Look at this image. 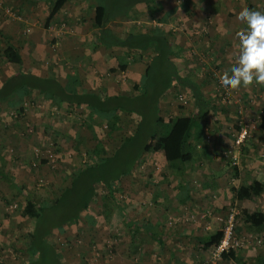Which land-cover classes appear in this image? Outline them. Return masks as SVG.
<instances>
[{
  "label": "crops",
  "instance_id": "1",
  "mask_svg": "<svg viewBox=\"0 0 264 264\" xmlns=\"http://www.w3.org/2000/svg\"><path fill=\"white\" fill-rule=\"evenodd\" d=\"M56 1L3 0L12 15L7 16L0 9V48L8 44L16 47L22 61L21 65H14L0 57V90L14 78L25 76L19 86L17 83L11 86L6 97L0 98V201L3 202L9 195L18 193L25 198L24 202L33 199V182L44 175H51L50 181L43 180L51 189L49 193H54L53 202L70 184H61L58 171L50 172L47 164L39 168L37 161L49 147L57 160L62 150L61 139L66 143L77 141L74 130L84 123V120L76 121L82 117L77 112L84 118H98L102 123L109 124L112 120L83 105L76 106L72 100L61 102L59 91L135 97L143 91L145 70L154 59V52L139 56L133 51L98 43L96 0H65L52 13ZM160 2L161 9L153 15L141 3L124 20L113 18L104 28L118 38L123 37L124 27L130 24L142 32L159 29L167 34L171 46L169 61L181 79L200 87L206 103L199 108V118L189 117L184 123L189 128L188 136L175 137L166 150L147 152L149 161L142 159L136 163L129 174V183H125L128 175L115 183V221L120 229L116 256L109 264H205L220 235L221 218L230 205L238 211L236 233L250 236L252 242L246 248L230 252L220 264H264V224L253 227L245 223L246 213H264V134L256 129L264 99L260 105L255 104L260 101L264 85L253 83L231 90L244 96L245 112L249 114L252 109L259 112L254 133L234 150L236 162L233 163L225 151L233 146L235 112L217 103L220 93L208 88L205 73L199 69L203 63L199 61V51H205L211 63L218 65L213 73L216 77L235 64L236 33L243 28L237 16L242 11H187L178 2L172 6L171 1ZM144 12L150 20L147 23L153 27H142L135 18L141 19L146 15ZM207 20L210 26L201 36L206 32L208 36L200 40L199 28L204 30ZM108 64L104 76L100 72ZM176 89L185 91L192 100L191 89L177 82L170 85L165 96ZM234 102L232 99L233 108ZM253 105L258 107L254 109ZM118 113L122 119L115 123L116 130L133 129L138 124L137 113L116 110L114 115ZM210 113L212 120L205 122L203 116ZM220 116L224 121L217 119ZM207 129L210 135L205 134ZM114 132L103 142L105 149L102 146L88 151L93 161L112 155L118 147L124 136ZM109 142L110 153L106 148ZM253 182L263 186L262 191L239 199V188ZM29 185L31 190L27 188ZM47 199L34 200L50 203ZM1 222H8L2 205Z\"/></svg>",
  "mask_w": 264,
  "mask_h": 264
},
{
  "label": "rangeland",
  "instance_id": "2",
  "mask_svg": "<svg viewBox=\"0 0 264 264\" xmlns=\"http://www.w3.org/2000/svg\"><path fill=\"white\" fill-rule=\"evenodd\" d=\"M169 1H171L170 6L178 2L182 9L186 8L187 11H243L245 9H249L248 6L251 4L253 5L252 10L264 11V0H167V3ZM141 7L144 6L142 5ZM165 8H167V6H165ZM145 13L146 12H144V14ZM140 15H142V13H140ZM146 16L147 13L146 15L141 16V19L140 17H135L140 21L142 27H145L146 25H148V27L152 26L150 25L151 23H147L150 20ZM210 23L211 22L207 20V23L204 24L205 29L202 30L201 27L199 28L200 40L204 39L201 37L208 36L206 34L207 32L203 36H201V34L204 33L207 28H209ZM201 53L204 57L201 56ZM199 56L204 59L202 60L199 58V61H203V63L200 64L199 69L205 73L204 76L208 81V88L213 92H219V86H221L220 77H216L215 74H213L214 72H217L216 68L218 65L215 66L214 61L211 63V57L206 54L205 51H199ZM116 62L117 61L114 63ZM109 65L110 64H108L107 67L103 65L102 71L100 73H102L104 76L109 70ZM201 68H203V70ZM228 91L231 95L228 96V98H224L219 94V98L217 97L219 101H217V103L226 105L230 107V109L234 110L235 115L233 122L235 124L232 133L236 131L239 121L246 120L249 122V117H253L251 118L253 120L250 121V124H253L256 127V120L258 119L259 115L258 109H252L251 113L248 114V112H245L244 96L239 92L233 94L231 90ZM98 95L100 97L105 96L101 93H98ZM261 95L262 96L258 98L260 101L255 102V104L260 105L262 103V100L264 99V91ZM232 99L235 101L234 108L232 106ZM247 101L249 102V98ZM252 107L255 109L258 106L255 107L253 105ZM77 113L82 117H77L76 121L80 120V122H82L84 120V123L82 122V124H80L82 127L79 125L74 130L77 141L74 143H66L63 141V139H61L62 150L59 152L60 155L58 156L57 160H54L52 164H50L44 158L37 161L38 164H40L38 165L39 168L41 165L47 164L50 172L52 170L58 171V177L61 178V184L64 182V185H71L75 177L81 180L82 172L80 173V171H83L87 165L93 163V160L91 159L92 155L91 153L87 154L88 151H92L97 147H104L105 145L103 142L107 139V137H109V135H111L110 133L114 132L110 131L107 121H103L102 123L98 118L94 119L90 118V116H86L84 118L81 112ZM160 114L165 120L180 119L185 120L186 122L190 120L189 117L197 119L199 116L196 114L195 108H193V101L189 98L186 92L177 89L172 91L171 95L165 96V98H163V100L160 102ZM203 117V120L206 122L208 120H212L213 116L212 113H210L208 116ZM121 119L122 115L118 113L112 117V120H110L109 123L112 124L113 122L115 125V123L120 122ZM217 119L224 121V118L221 116ZM130 128L132 129V127ZM208 130L209 129L205 131V134L208 135L209 133L210 135ZM253 130L254 129H252V131ZM115 131H117L118 136L121 135L122 137L128 134L129 129L122 128V130L118 129ZM110 145L112 144L109 142V145L106 146L107 152L109 153L112 151ZM122 152L123 151H121V153ZM144 155L145 158L143 159L148 162L149 155L147 153ZM122 156L120 155L118 158L121 159ZM117 160L118 159L115 158V160H111V163H115ZM110 169L111 168H109V170ZM115 169L116 168L114 167V170ZM129 176L130 175H128L125 179V183H129L131 181ZM43 178L50 181L51 175H49V177L44 175ZM43 178H40V180L36 179V182L34 181V185H32L34 187L29 185L27 188L31 190L32 187L34 190V193H31V198L41 200L45 199L46 197L50 199L49 201L51 204L54 193H49L51 189L49 188L47 182L45 185ZM81 181L79 184L77 183L75 185L69 194V197L61 200L57 206H54L51 208V211H48L49 222L47 226H57H53L51 228V232L49 231L50 234L43 238L41 235L37 236L35 233L34 237L32 238L33 243L29 235L34 230L35 224L33 221L27 220L20 215L21 207H23L25 203V198H22V194L18 193L17 195H9V198L4 202L0 201V205H2V209L5 213H7L8 217V222L0 223V264H109L114 261L117 248L116 237L120 228L118 223L115 221V202L104 198L107 196V189L102 184V181L99 180V182L93 184V188L96 191V199L90 204L89 209L86 212L83 211L84 213L82 212L80 217L76 219V223L70 222L74 214V208L71 205L75 204V194L81 188ZM115 195L116 186L114 185V198ZM70 197L73 198L71 205L69 204ZM50 217H52V219H50ZM59 224L65 225H63L61 228H57L59 227Z\"/></svg>",
  "mask_w": 264,
  "mask_h": 264
},
{
  "label": "trees",
  "instance_id": "3",
  "mask_svg": "<svg viewBox=\"0 0 264 264\" xmlns=\"http://www.w3.org/2000/svg\"><path fill=\"white\" fill-rule=\"evenodd\" d=\"M65 0H57L52 13L59 9ZM96 11L99 12L96 26L99 28L97 41L105 47H118L125 51L138 53L139 56L154 52V59L147 65L144 79L142 82V92L135 97L125 96H104L89 93H73L67 94L59 91V99L61 102L69 100L76 106L83 105L92 110L94 113H102L105 119H111L116 110L124 112L137 113L138 124L133 128H129L128 134L124 135L118 147L114 149L112 155L100 157L93 161L92 164L84 168L81 180L74 178L71 185L64 188L58 194L54 201L50 203L36 202L34 199H27L24 206L21 207L20 215L30 221L35 226L29 235L32 241L35 233L46 237L51 232V228L57 225H48V211L57 206L61 200L69 197V194L75 185L81 181V188L75 194L74 205H71L73 198L68 200L69 204L74 208V214L71 221H75L83 211L89 209L90 204L96 199V191L93 184L102 181L107 189L106 199L115 201L113 197L114 185L121 177L129 175L136 163L143 159V155L150 151L166 150L168 143L177 136H188L189 128L184 124L185 120H168L160 114V102L165 97V93L170 85L174 82L183 83L192 92V101L196 108V114L199 115V108L206 103L204 94L200 92V87L196 83H189L181 79L175 66L169 61L171 54V46L168 42V35L162 33L159 29L150 32H142L135 25H126L122 38L113 35L111 30L104 28L107 21L113 18H121L124 20L129 11L136 5L144 3L151 14L158 12L160 8V0H96ZM0 57L4 58L8 63L21 65V56L16 47L8 44L0 51ZM124 69V65L120 66ZM175 74V77H173ZM21 78V79H20ZM23 77H16L2 87L0 90V98L6 97L13 86H19V81ZM29 81V85H30ZM12 86V88H10ZM34 86V85H33ZM10 88L9 90L7 88ZM36 88V87H33ZM125 101V102H121ZM121 108V109H120ZM199 118V116H198ZM191 121H193L191 119ZM192 124V123H190ZM110 131H115L114 123H109ZM127 129V128H125ZM257 129L264 134V102L262 103V112L259 115ZM199 132V130H198ZM121 151H123L121 153ZM123 154V156H122ZM122 156L121 159L118 156ZM118 160L111 163V160ZM116 168V172L114 170ZM109 168H111L109 170ZM91 175V176H90ZM263 189L258 182H253L249 186L240 187L237 191V197L242 199L252 193L258 195ZM52 219V217H50ZM49 219V220H50ZM67 223V222H66ZM65 223V224H66ZM245 223L253 227H259L264 224V213L254 212L245 214ZM65 224H59L57 228H61ZM41 226V227H40ZM44 229V230H43ZM44 232H43V231ZM50 231V232H49ZM220 236V235H219ZM218 236V238H219ZM218 240V239H217ZM33 243V241H32ZM216 243V242H215ZM228 255L224 254L222 259H226Z\"/></svg>",
  "mask_w": 264,
  "mask_h": 264
},
{
  "label": "clouds",
  "instance_id": "4",
  "mask_svg": "<svg viewBox=\"0 0 264 264\" xmlns=\"http://www.w3.org/2000/svg\"><path fill=\"white\" fill-rule=\"evenodd\" d=\"M243 28L236 33L238 56L235 64L220 76L225 90L253 83L264 85V12L245 9L237 16Z\"/></svg>",
  "mask_w": 264,
  "mask_h": 264
},
{
  "label": "built area",
  "instance_id": "5",
  "mask_svg": "<svg viewBox=\"0 0 264 264\" xmlns=\"http://www.w3.org/2000/svg\"><path fill=\"white\" fill-rule=\"evenodd\" d=\"M0 9L7 15H12L11 9L4 6L3 0H0ZM219 93L222 97L228 98L230 92L219 86ZM238 102V101H237ZM262 112V111H261ZM17 116V113H11ZM256 127L250 124V121H239L236 131L233 133V146H230L225 151L226 156L231 157L233 163L236 162V155L234 150L239 149L246 139L251 135L252 129ZM37 154L39 155L38 151ZM42 158L46 159L50 164L54 162V155L52 149L49 147L45 151ZM41 158V159H42ZM238 221V211L234 205H230L224 216L221 218V231L220 236L213 247L210 249L208 260L205 264H220L224 254L246 248L251 244L250 236L238 235L236 233ZM259 243V241H257Z\"/></svg>",
  "mask_w": 264,
  "mask_h": 264
}]
</instances>
